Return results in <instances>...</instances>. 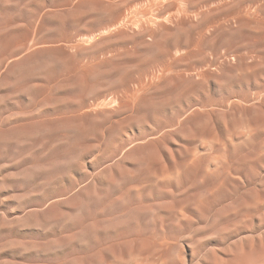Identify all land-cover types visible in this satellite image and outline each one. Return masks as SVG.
Masks as SVG:
<instances>
[{"label": "rangeland", "instance_id": "obj_1", "mask_svg": "<svg viewBox=\"0 0 264 264\" xmlns=\"http://www.w3.org/2000/svg\"><path fill=\"white\" fill-rule=\"evenodd\" d=\"M252 5L0 0V264H264Z\"/></svg>", "mask_w": 264, "mask_h": 264}, {"label": "bare ground", "instance_id": "obj_2", "mask_svg": "<svg viewBox=\"0 0 264 264\" xmlns=\"http://www.w3.org/2000/svg\"><path fill=\"white\" fill-rule=\"evenodd\" d=\"M263 3V2H262ZM247 8V7H246ZM245 9V8H244ZM243 9V10H244ZM242 10V9H241ZM242 10V11H243ZM246 12H243L245 13V17H249L251 18L252 20L256 21V22H261V23H264V10H263V5H257V6H250L248 7L246 10ZM239 18H241L240 16L242 15L241 14V11H239ZM238 13V12H237ZM241 14V15H240ZM237 18V17H236Z\"/></svg>", "mask_w": 264, "mask_h": 264}]
</instances>
